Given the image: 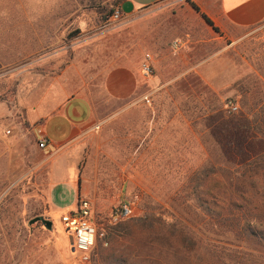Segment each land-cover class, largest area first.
<instances>
[{
	"label": "rangeland",
	"instance_id": "374dc122",
	"mask_svg": "<svg viewBox=\"0 0 264 264\" xmlns=\"http://www.w3.org/2000/svg\"><path fill=\"white\" fill-rule=\"evenodd\" d=\"M123 1L0 0V264L121 263L102 254L106 240L76 259L61 217L77 207V159L41 157L36 117L73 94L98 121L79 200L106 234L147 213L176 231L122 241L132 264H264V25L225 35L194 0H164L106 26ZM147 54L155 78L141 72L127 101L106 97L108 68L141 71ZM98 150L113 159H89ZM127 202L135 216L114 222Z\"/></svg>",
	"mask_w": 264,
	"mask_h": 264
},
{
	"label": "crops",
	"instance_id": "0c3cea01",
	"mask_svg": "<svg viewBox=\"0 0 264 264\" xmlns=\"http://www.w3.org/2000/svg\"><path fill=\"white\" fill-rule=\"evenodd\" d=\"M162 1L164 0H125L120 9L122 14L128 16ZM194 2L225 35H229L232 31L248 30L264 25V0H194ZM126 4H129L132 9L129 13L124 11ZM141 76L140 69L132 65L108 68L104 81L106 97L120 102L131 99L142 81ZM72 104H75L74 107H71ZM71 117H74V120ZM36 118L42 121L41 127L48 137V146L42 150V152L48 150V154L43 153L41 157L43 159H77L78 205L81 201L79 197L85 194L84 186H81L79 159H86L87 147L84 139L94 132L98 122L92 102L85 94L68 95L65 101L55 106L50 113H40ZM89 159L113 158L98 150L96 155ZM52 191L49 192L48 202L50 201L49 207L54 210L59 206L54 204L56 197ZM64 200L65 198L62 197L63 202Z\"/></svg>",
	"mask_w": 264,
	"mask_h": 264
},
{
	"label": "built area",
	"instance_id": "2783aa9c",
	"mask_svg": "<svg viewBox=\"0 0 264 264\" xmlns=\"http://www.w3.org/2000/svg\"><path fill=\"white\" fill-rule=\"evenodd\" d=\"M122 17L121 11H116L107 22L106 26L113 21H117ZM182 45L181 40L173 43V49L177 50ZM141 72L144 78H155L156 71L154 67V59L151 54H147L141 64ZM149 102V98H144ZM237 106H232L233 111H237ZM38 144L41 149L48 146L47 134L41 129L37 135ZM135 216V208L133 203L127 202L121 205L114 212L112 219L118 222ZM61 221L73 239L72 248L76 253V259L81 263H89L93 253L97 249L100 241H105L106 230L101 227L96 216L95 206L89 200H81L76 209L64 213ZM105 245L106 241L104 242Z\"/></svg>",
	"mask_w": 264,
	"mask_h": 264
},
{
	"label": "trees",
	"instance_id": "16d2710c",
	"mask_svg": "<svg viewBox=\"0 0 264 264\" xmlns=\"http://www.w3.org/2000/svg\"><path fill=\"white\" fill-rule=\"evenodd\" d=\"M125 1V0H124ZM123 1V2H124ZM122 2V3H123ZM192 7L197 11L201 12L200 8L195 4L192 3ZM121 10V9H120ZM203 19L206 21V23L211 26L214 30L218 31V28L215 26L214 22L204 13H202ZM111 17V16H110ZM109 15L106 16L105 20L106 22L110 18ZM148 215L145 216L144 219H130L128 221H122L112 227H109L108 233L106 235V242L109 244V249L105 250L102 249V254H106V256L111 257L112 259L116 258L120 260V264H132L133 262H136L135 256H137L136 253L132 251H128L127 249L122 245V241H130L135 242V238L139 236V234L143 233V231H154L157 233L165 232L167 235L176 234V231L174 228L171 227L170 223H167L166 221L158 220L156 215H153L152 213H147ZM180 234L182 238L186 236V233H183V230L180 231ZM184 239H186L184 237ZM187 240V239H186ZM128 246V245H126ZM132 250H136L132 248ZM104 251V253H103ZM109 257H106V259H109ZM151 262L146 261V264H150Z\"/></svg>",
	"mask_w": 264,
	"mask_h": 264
},
{
	"label": "water",
	"instance_id": "95a60500",
	"mask_svg": "<svg viewBox=\"0 0 264 264\" xmlns=\"http://www.w3.org/2000/svg\"><path fill=\"white\" fill-rule=\"evenodd\" d=\"M45 224H46V227H47L48 229H51L52 224H51L50 221H46ZM70 244H71V245L73 244V239H72L71 237H70ZM73 251H74V248H72V252H73Z\"/></svg>",
	"mask_w": 264,
	"mask_h": 264
}]
</instances>
